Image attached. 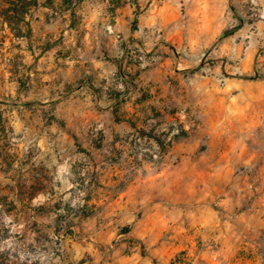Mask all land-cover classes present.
<instances>
[{"label":"rangeland","instance_id":"1","mask_svg":"<svg viewBox=\"0 0 264 264\" xmlns=\"http://www.w3.org/2000/svg\"><path fill=\"white\" fill-rule=\"evenodd\" d=\"M4 6L0 264H264V0Z\"/></svg>","mask_w":264,"mask_h":264},{"label":"trees","instance_id":"2","mask_svg":"<svg viewBox=\"0 0 264 264\" xmlns=\"http://www.w3.org/2000/svg\"><path fill=\"white\" fill-rule=\"evenodd\" d=\"M46 1L50 2L51 0ZM38 2L39 0H5V6L1 10V16L9 23L20 21ZM239 77L252 78L253 76L244 74Z\"/></svg>","mask_w":264,"mask_h":264}]
</instances>
